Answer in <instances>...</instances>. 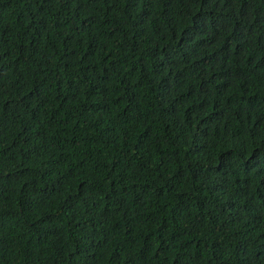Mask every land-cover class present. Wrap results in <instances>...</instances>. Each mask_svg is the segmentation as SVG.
Returning <instances> with one entry per match:
<instances>
[{
  "label": "trees",
  "instance_id": "obj_1",
  "mask_svg": "<svg viewBox=\"0 0 264 264\" xmlns=\"http://www.w3.org/2000/svg\"><path fill=\"white\" fill-rule=\"evenodd\" d=\"M259 54L264 0H0V264H264Z\"/></svg>",
  "mask_w": 264,
  "mask_h": 264
},
{
  "label": "clouds",
  "instance_id": "obj_2",
  "mask_svg": "<svg viewBox=\"0 0 264 264\" xmlns=\"http://www.w3.org/2000/svg\"><path fill=\"white\" fill-rule=\"evenodd\" d=\"M259 2V0H257V3ZM57 28H49L47 31H46V36H47V39L48 37L50 36V34ZM258 53V52H257ZM254 63L257 64L258 66V69L261 71V72H264V55L262 54H259V56H257L255 59H254ZM115 187H118V186H113L112 188H115Z\"/></svg>",
  "mask_w": 264,
  "mask_h": 264
}]
</instances>
